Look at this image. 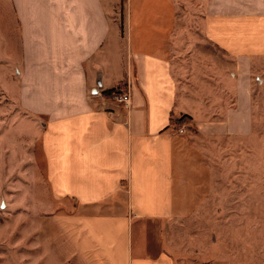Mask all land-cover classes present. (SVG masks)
<instances>
[{
  "label": "crops",
  "instance_id": "crops-1",
  "mask_svg": "<svg viewBox=\"0 0 264 264\" xmlns=\"http://www.w3.org/2000/svg\"><path fill=\"white\" fill-rule=\"evenodd\" d=\"M3 4L11 40L0 53L14 54L18 103L39 126L45 181L66 210L55 222L77 264H174L165 222L194 215L212 192L213 169L187 127L250 131L248 70L264 58V0H204L203 40L230 72L191 80L190 97L173 71L186 50L177 0ZM111 89L128 91L129 106ZM210 244V260L191 264H259L257 241L250 263L247 239Z\"/></svg>",
  "mask_w": 264,
  "mask_h": 264
},
{
  "label": "rangeland",
  "instance_id": "rangeland-1",
  "mask_svg": "<svg viewBox=\"0 0 264 264\" xmlns=\"http://www.w3.org/2000/svg\"><path fill=\"white\" fill-rule=\"evenodd\" d=\"M203 2L177 0L186 50L180 61L184 69L173 71L189 97L186 88H194L197 77L216 79L230 72L225 56L203 40ZM9 25L7 6L0 0V50L3 40H11ZM197 46H206V52L194 51ZM13 56L0 53V264H77L55 222L66 210L45 181L39 126L18 103ZM249 64L250 131L208 135L187 127L189 145L213 169L212 192L194 215L165 222L164 247L174 264L209 261L211 240L225 236L247 239L249 263L256 258L252 249L257 241L259 264H264V58ZM186 116L180 120L186 122Z\"/></svg>",
  "mask_w": 264,
  "mask_h": 264
},
{
  "label": "built area",
  "instance_id": "built-area-1",
  "mask_svg": "<svg viewBox=\"0 0 264 264\" xmlns=\"http://www.w3.org/2000/svg\"><path fill=\"white\" fill-rule=\"evenodd\" d=\"M112 99L119 103L122 104L124 106H129L130 102H131V95L128 91H124V92H113L111 94ZM179 131H182V128L179 129Z\"/></svg>",
  "mask_w": 264,
  "mask_h": 264
},
{
  "label": "trees",
  "instance_id": "trees-1",
  "mask_svg": "<svg viewBox=\"0 0 264 264\" xmlns=\"http://www.w3.org/2000/svg\"><path fill=\"white\" fill-rule=\"evenodd\" d=\"M113 91H114V90L111 89V90H107V91H105V93H106V94H111V93H113Z\"/></svg>",
  "mask_w": 264,
  "mask_h": 264
}]
</instances>
